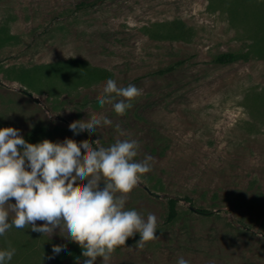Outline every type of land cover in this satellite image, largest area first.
<instances>
[{
	"label": "rangeland",
	"instance_id": "rangeland-1",
	"mask_svg": "<svg viewBox=\"0 0 264 264\" xmlns=\"http://www.w3.org/2000/svg\"><path fill=\"white\" fill-rule=\"evenodd\" d=\"M242 17L263 33L264 0H0V128H17L24 138L46 125L36 143L69 138L94 149L136 140L134 159L151 157L152 170L125 209L145 220L154 214L158 239L123 247L107 264H177L181 257L189 264H264V215L246 204L264 190V57L212 62L220 52L249 49ZM173 24L185 38H166ZM75 64L104 76L86 79ZM58 66L65 70L57 73ZM109 79L142 90L123 116L98 103ZM92 115L111 123L92 133L69 129ZM167 196L178 197L170 224ZM198 207L213 212L199 214ZM4 242L15 249L7 264H37L38 255L23 257L20 246L72 241L66 230L13 226L0 236V250Z\"/></svg>",
	"mask_w": 264,
	"mask_h": 264
},
{
	"label": "clouds",
	"instance_id": "clouds-1",
	"mask_svg": "<svg viewBox=\"0 0 264 264\" xmlns=\"http://www.w3.org/2000/svg\"><path fill=\"white\" fill-rule=\"evenodd\" d=\"M141 94L135 85L118 87L109 79L98 103L101 107L111 104L115 113L123 116ZM110 123L103 116L92 115L73 121L69 129L74 134L92 133ZM138 148L136 140H117L98 149L88 140L77 143L69 138L33 144L17 128H0V236L13 226H31L33 232L41 234L66 230L70 240L81 247L83 264H95L98 257L107 264L116 249L136 233L140 235L139 248L158 239L154 214L145 220L136 210L125 209L128 194L152 170L148 163L151 157L134 159ZM37 221L43 223L37 226ZM64 247L53 245V254ZM14 254L11 246L0 250V264H7ZM177 264L189 262L181 257Z\"/></svg>",
	"mask_w": 264,
	"mask_h": 264
},
{
	"label": "trees",
	"instance_id": "trees-1",
	"mask_svg": "<svg viewBox=\"0 0 264 264\" xmlns=\"http://www.w3.org/2000/svg\"><path fill=\"white\" fill-rule=\"evenodd\" d=\"M236 6L233 4L230 8V14L233 20L239 21L240 17H236V15H233V10ZM242 20H245L247 28L250 31V35L247 37V39L250 40V43L248 45V50L243 52L241 49L237 50H229V51H223L220 52L212 58V62L215 64H229L239 59H247L250 57V55L253 53L254 55L263 56L264 57V27L261 31L263 33L257 34V31L255 29H252L251 26H248L249 20L242 17ZM170 31L173 33H170L166 36L168 39H183L185 38L184 35V29L182 25L180 24H173L172 27H170ZM65 69L61 66H58L56 68V72H63ZM73 71L77 75H83L86 79L89 80L92 78H101L103 77V74L97 73L96 71H89L86 68L79 67L77 64L74 65ZM47 134V126L46 125H40L30 132L26 133L24 136V139L29 143H36L40 139H43L44 136ZM156 183H153L155 185ZM187 200H190V197H185ZM177 203H178V197L174 196H167V212L165 215L164 223L170 224L172 223L177 215ZM246 204L248 207L251 208V210H255L259 216L264 215V190L258 188L248 197ZM196 211L199 214L208 215L213 212V210L208 209L206 207H198ZM261 227L263 228L264 232V219L261 221ZM140 239L139 233H136L133 237H130L127 241L125 246L118 247L116 251L120 250L123 247H129L133 245H137V242ZM19 245V243H18ZM65 246L63 250L59 254H53V245L46 246V245H39V246H33L31 244H24L20 246L21 254L23 257H27L30 255V252H35L36 255H38V261L37 264H76L77 262L84 261V257L82 256V249L81 247L75 243V242H69L66 244H62ZM2 249L5 250V242L2 244Z\"/></svg>",
	"mask_w": 264,
	"mask_h": 264
},
{
	"label": "water",
	"instance_id": "water-1",
	"mask_svg": "<svg viewBox=\"0 0 264 264\" xmlns=\"http://www.w3.org/2000/svg\"><path fill=\"white\" fill-rule=\"evenodd\" d=\"M158 196H160V194H157Z\"/></svg>",
	"mask_w": 264,
	"mask_h": 264
}]
</instances>
